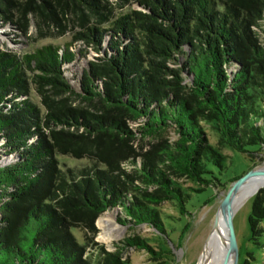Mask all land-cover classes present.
<instances>
[{
    "label": "trees",
    "instance_id": "obj_1",
    "mask_svg": "<svg viewBox=\"0 0 264 264\" xmlns=\"http://www.w3.org/2000/svg\"><path fill=\"white\" fill-rule=\"evenodd\" d=\"M136 2L143 12L118 13L125 4L109 0H0L2 24L26 35L32 18L40 38L76 25L75 41L99 54L74 88L64 71L75 61L71 44L21 56L0 51V264H124V248L100 247L92 259L72 231L95 236L101 214L118 207L122 225L149 226L164 240L158 206L174 202L185 216L191 196L161 167L189 179L200 194L217 186L206 178L209 165L225 169L220 148L264 151V46L255 32L264 0ZM170 130L177 140L168 144L163 136ZM137 133L156 143L152 152L134 148ZM62 155L92 167L63 170ZM263 222L264 189L249 218L254 241ZM144 241L124 245L159 257L172 253H155Z\"/></svg>",
    "mask_w": 264,
    "mask_h": 264
},
{
    "label": "rangeland",
    "instance_id": "obj_2",
    "mask_svg": "<svg viewBox=\"0 0 264 264\" xmlns=\"http://www.w3.org/2000/svg\"><path fill=\"white\" fill-rule=\"evenodd\" d=\"M109 1L116 4L114 5L115 7L119 4H125L122 5V9H116L118 13H127L131 9L143 12V9L139 7L136 0H130L128 4L123 0ZM35 24L34 19L31 18L28 33L24 35V33L16 28L10 27L8 24H2L0 20V51L21 56L34 52L36 49H40L49 44L61 47H64L66 44H71L70 50L75 53V61L70 65H65L64 71L70 84L76 88L81 79L83 70L88 68L89 62L96 60L99 54L95 52L93 47H88L81 41H75L76 32L80 31V28L76 25L74 29L70 26L63 34H60L58 29H54L53 32L55 37L40 38ZM255 32L262 46H264V21ZM109 41H111L110 37L107 38L104 46H107ZM183 63L184 60L181 58L180 67L183 66ZM170 67L176 68L177 66L170 64ZM183 76L187 83L189 81L188 76L186 74ZM28 97L30 101L36 105L41 117H43L46 113V109L42 106L36 87L32 84H29ZM77 103L78 101H76V104ZM128 124L132 130L137 132L134 123L129 122ZM43 130L47 135L49 134L48 129L45 128ZM137 134L139 140L133 142L132 145L134 148H137L139 151V148L142 147L145 152H152V146L156 143L149 140L143 142L139 133ZM206 136L208 141L211 142L213 146L217 147V138L215 135L211 132H207ZM163 140H166L168 144L173 143L177 140V135L171 130L167 131L163 136ZM219 148L220 147H218V149ZM247 151V153H242L220 148V153L225 157V169L220 170L218 167L209 165L208 169L210 172L206 175V178L215 182L217 186L209 187L205 192L200 194L195 193L198 186L192 184L189 179H176L168 170L161 167L168 177L172 178L180 185L184 196H191L188 202L190 214H186L185 216L180 215L174 202L169 201L158 206V209L161 210V217L165 226L164 230L166 235L164 240H162L159 234L149 226L142 225L135 227L132 223L127 226L122 225L119 221L123 219V211L118 207L101 214L96 226L98 233L95 236L81 229L73 230L72 232L76 240L86 247L88 255L92 259H98L97 250L100 247L108 253H115L118 247L125 249L120 256L124 264H199V260L203 258L206 245L212 236L217 210L228 190L234 184L233 181L242 178L247 173L249 174L255 167L264 164V151L260 146L247 148ZM57 159L63 170L67 168L82 169L89 166L92 167L91 161L86 159L77 160L71 156L63 155L58 156ZM11 160V156L4 157L2 163L8 164ZM126 171L130 173L132 169L127 168ZM137 185H140V183H137ZM213 196H215V200L211 203H207ZM254 197L245 199L238 209H236L235 215L233 216L232 232L236 241L235 245L238 254L237 264H246V262L248 264H264V230L262 236L258 238V241H254L249 225V218L252 216L253 211ZM106 220L108 221V225L103 227V221ZM188 223L190 228L184 235L182 242L177 244L182 228ZM262 228L264 229V222L262 223ZM129 238H141L145 240L144 242L150 245L149 247L155 253H160L162 250H171L172 253L159 257L157 254H152L145 249L138 250V247H125L124 241Z\"/></svg>",
    "mask_w": 264,
    "mask_h": 264
},
{
    "label": "bare ground",
    "instance_id": "obj_3",
    "mask_svg": "<svg viewBox=\"0 0 264 264\" xmlns=\"http://www.w3.org/2000/svg\"><path fill=\"white\" fill-rule=\"evenodd\" d=\"M264 168V167H263ZM260 167L259 172L264 175V170ZM262 175H257L252 177L248 182H246L242 188L237 192L233 202L231 201L229 207V217L233 219L235 215L236 209L240 206V204L245 200L251 197H254L257 192L264 189V178ZM108 221H103V227L107 226ZM106 229V228H105ZM219 231H212V236L209 239V242L206 245L203 258L199 260V264H225L227 254V236H226V228L223 225Z\"/></svg>",
    "mask_w": 264,
    "mask_h": 264
},
{
    "label": "water",
    "instance_id": "obj_4",
    "mask_svg": "<svg viewBox=\"0 0 264 264\" xmlns=\"http://www.w3.org/2000/svg\"><path fill=\"white\" fill-rule=\"evenodd\" d=\"M264 164L255 167L249 174L247 173L245 176H243L242 178L238 179L233 185L232 187H230V189L228 190L225 198L223 201H221L220 206L217 210V214L215 215V219H214V225H213V229L212 231H219L221 230V226L225 225L226 228V236H227V254L228 257L226 258V262L225 264H237V259H238V254H237V249H236V241L233 235V225H232V221L233 219L229 217V207H230V203L231 201L233 202L237 192L239 191L240 188H242V186L248 182L252 177L257 176V175H262L259 172V168L263 167ZM262 178H264V175L261 176ZM263 190V189H262Z\"/></svg>",
    "mask_w": 264,
    "mask_h": 264
}]
</instances>
